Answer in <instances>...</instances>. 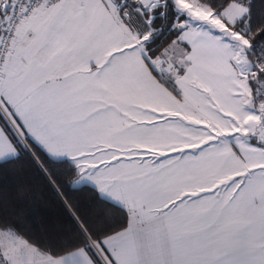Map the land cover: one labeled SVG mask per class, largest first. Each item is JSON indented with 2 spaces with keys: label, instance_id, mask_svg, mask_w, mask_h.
<instances>
[{
  "label": "snow or ice",
  "instance_id": "6c2138e0",
  "mask_svg": "<svg viewBox=\"0 0 264 264\" xmlns=\"http://www.w3.org/2000/svg\"><path fill=\"white\" fill-rule=\"evenodd\" d=\"M198 23L177 0H0V156L66 154L120 191L146 264H264V71L213 94Z\"/></svg>",
  "mask_w": 264,
  "mask_h": 264
},
{
  "label": "trees",
  "instance_id": "16d2710c",
  "mask_svg": "<svg viewBox=\"0 0 264 264\" xmlns=\"http://www.w3.org/2000/svg\"><path fill=\"white\" fill-rule=\"evenodd\" d=\"M233 1L201 4L219 13ZM247 4L246 15L230 26L248 40L245 53L264 43L259 41V33L264 32V0H247ZM246 55L253 64L263 63L258 53ZM78 176L71 160L53 159L39 151L0 160V231L51 257L85 248L96 264H103L91 243L103 254L102 240L128 227L129 212L101 196L95 186L75 185Z\"/></svg>",
  "mask_w": 264,
  "mask_h": 264
},
{
  "label": "crops",
  "instance_id": "0c3cea01",
  "mask_svg": "<svg viewBox=\"0 0 264 264\" xmlns=\"http://www.w3.org/2000/svg\"><path fill=\"white\" fill-rule=\"evenodd\" d=\"M177 3L184 10L193 12L198 11L203 6V4L198 5L197 0H177ZM213 33L217 32L206 27L198 28L196 30L190 29L189 31V37L197 40L194 55L202 70V83L207 87H211L213 89V94L217 96H225L235 92H241L245 96L250 95L244 76L239 74L233 63L234 51L231 42L223 39L219 34L214 35ZM226 107H234V105H228ZM249 118L250 116H247L245 122ZM45 148H47V145H45ZM48 155L53 159L71 160L66 154L54 155L49 151ZM13 156L15 155L6 154L0 156V160ZM78 180H81L79 185L91 184L95 186L101 196L111 202L117 204L124 199L120 191L108 187L95 176L83 174V169L79 171V176L76 181ZM124 208L127 209V205ZM138 227V223L135 219H130L127 228L109 235L102 240L101 249L103 254L100 251L99 252L102 254L105 264H112V261L105 253V248H107L108 252L112 254L113 259L119 261V264H146L147 256L139 238ZM37 251L40 252V260L43 263L96 264L85 248L76 249L59 257H51L39 250Z\"/></svg>",
  "mask_w": 264,
  "mask_h": 264
},
{
  "label": "rangeland",
  "instance_id": "374dc122",
  "mask_svg": "<svg viewBox=\"0 0 264 264\" xmlns=\"http://www.w3.org/2000/svg\"><path fill=\"white\" fill-rule=\"evenodd\" d=\"M247 9V0H234L219 13L212 11L204 4L198 11H187L194 20L199 22L196 27L191 29L196 30L206 27L216 31L221 37H227L234 51L233 63L239 74L244 76L246 81L251 75H256L255 72L249 71V65L253 63L245 53V48L248 47V40L230 26L242 19L246 15ZM258 50L262 49L256 48V53H258ZM262 60L264 61V57ZM255 64L257 68H264V63L260 64V61ZM251 119L252 117L250 116L245 123ZM80 182L81 180L76 181L75 185H79ZM91 244L102 263L105 264L102 254H100L93 243ZM0 250V260H2V264H52V262L43 263L40 260V252H38L36 248L30 246L24 240L14 236L8 231H0Z\"/></svg>",
  "mask_w": 264,
  "mask_h": 264
},
{
  "label": "built area",
  "instance_id": "2783aa9c",
  "mask_svg": "<svg viewBox=\"0 0 264 264\" xmlns=\"http://www.w3.org/2000/svg\"><path fill=\"white\" fill-rule=\"evenodd\" d=\"M259 52H261V51H263V50H258ZM259 52H258V54H259ZM263 59V58H262ZM263 63H264V61H263ZM264 65V64H263ZM0 264H2V260H0Z\"/></svg>",
  "mask_w": 264,
  "mask_h": 264
}]
</instances>
